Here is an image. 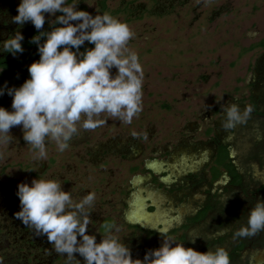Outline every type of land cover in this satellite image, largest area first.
Instances as JSON below:
<instances>
[{
  "label": "flooded vegetation",
  "instance_id": "obj_1",
  "mask_svg": "<svg viewBox=\"0 0 264 264\" xmlns=\"http://www.w3.org/2000/svg\"><path fill=\"white\" fill-rule=\"evenodd\" d=\"M102 1L78 0L76 9L93 16L112 12L106 1L102 8ZM150 1L157 15H167L189 2ZM136 3L121 1L113 11L126 6L120 12L128 16L123 23L141 20L138 14L146 6L137 3L139 11L134 13ZM18 4L19 0H0V41L15 31L27 40L20 42L23 51L15 56L0 53V85L7 82V87H19L28 78L27 66L37 60L31 43L37 30L30 23L11 22ZM54 19L45 13L40 31L50 29ZM255 53L237 96L227 101L212 99L209 107L197 109L193 82L183 87L174 82L176 90L170 96L165 94L170 88L165 81L152 85L156 94L142 83L141 111L131 123L101 114L105 123L93 130H80L77 124L78 133L69 146L59 152L55 142H49L43 160L25 144L19 126L11 128L14 139L0 146V253L30 248L31 264H63V257L45 237L13 218L19 210L17 184H30L36 178L59 181L74 201L95 193L92 206L86 209L90 219L86 234L94 235L98 243L105 226L111 225L112 235L129 249L132 259L142 260L146 251L159 247L158 232L163 229L177 243L201 253L222 247L230 264H264V230L250 237L233 235L245 223L248 210L264 200V50ZM24 56L29 61L22 63ZM207 83L204 77L201 85ZM232 104L251 111L246 123L225 130L223 109ZM10 106L11 97L0 95V107L10 111ZM76 258L83 264L82 258Z\"/></svg>",
  "mask_w": 264,
  "mask_h": 264
},
{
  "label": "clouds",
  "instance_id": "obj_2",
  "mask_svg": "<svg viewBox=\"0 0 264 264\" xmlns=\"http://www.w3.org/2000/svg\"><path fill=\"white\" fill-rule=\"evenodd\" d=\"M77 3L19 0L11 22L30 23L37 30L31 43L39 59L27 66L28 78L19 87H7V82L0 85V95L11 97L10 111L0 107V146L11 143L10 129L19 126L25 144L43 160L49 142H55L59 152L69 146L78 133L77 124L80 130H93L105 123L101 114L127 124L141 111L143 73L137 54L127 47L133 35L128 25L107 13L93 16L77 10ZM45 13L55 19L49 31H40ZM23 39L15 31L0 41V53H21ZM85 42L92 47L81 52ZM250 111L235 104L224 108L221 127L231 130L246 123ZM15 195L19 210L13 218L45 237L63 257V264H81L77 256L83 264H230L222 247L201 253L177 243L163 229L158 232L160 246L146 251L142 260L130 257L129 249L112 235L111 225L105 226V235L97 243L94 235L86 234L90 224L86 209L92 206L95 193L74 201L55 179L18 183ZM261 230L264 200L248 210L245 223L233 235L250 237Z\"/></svg>",
  "mask_w": 264,
  "mask_h": 264
},
{
  "label": "rangeland",
  "instance_id": "obj_3",
  "mask_svg": "<svg viewBox=\"0 0 264 264\" xmlns=\"http://www.w3.org/2000/svg\"><path fill=\"white\" fill-rule=\"evenodd\" d=\"M121 1L130 0H106L108 10L113 12ZM133 2L146 8L141 20L127 23L133 34L127 47L137 54L142 83L150 85L152 94L158 91L152 86L157 80L170 87L168 96L176 90L174 82L181 87L193 82L197 109L209 107L212 99L227 101L238 95L255 52L264 50V0H189L167 15L151 11L150 0ZM112 17L123 22L128 16ZM204 77L206 86L201 85Z\"/></svg>",
  "mask_w": 264,
  "mask_h": 264
},
{
  "label": "trees",
  "instance_id": "obj_4",
  "mask_svg": "<svg viewBox=\"0 0 264 264\" xmlns=\"http://www.w3.org/2000/svg\"><path fill=\"white\" fill-rule=\"evenodd\" d=\"M70 1L71 0H68V2H70ZM105 1L106 0L102 1V3H103L102 4V8H105V5H104ZM124 8L121 11H124L126 9V8L125 9ZM121 11L118 9L116 11H113V12H110V13H107V14L112 16L114 14L120 13ZM58 15H60V13ZM49 30L50 29H47L45 31H49ZM42 40H43V38H41V41ZM24 42H27V40L26 39L22 40V43H24ZM91 46H92L91 44H88V45L82 47L81 49H83V51H84V48H89ZM34 53H35V56H36L35 59L38 60L39 56L37 54V50H36V45L35 44H34ZM27 61H29V58L27 56L22 57L21 60H20V62H22V63L23 62H27ZM20 251L24 252L23 255L21 254L22 256L18 255ZM28 252H32V249H30V248L29 249L28 248H19L18 250H14V253H13V250H9V249L2 250V252L0 253V264H19V262H20V264H31L30 257L28 256ZM14 255H17L16 259L12 257ZM10 257H12V259L9 260Z\"/></svg>",
  "mask_w": 264,
  "mask_h": 264
}]
</instances>
